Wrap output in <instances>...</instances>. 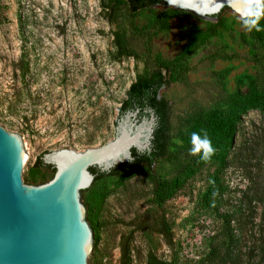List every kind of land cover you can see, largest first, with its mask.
<instances>
[{"label":"rangeland","instance_id":"obj_1","mask_svg":"<svg viewBox=\"0 0 264 264\" xmlns=\"http://www.w3.org/2000/svg\"><path fill=\"white\" fill-rule=\"evenodd\" d=\"M199 33L189 70L160 90L171 107L167 155L151 168L140 163L132 174L95 178L84 194L100 239L92 264H264V109L241 114L224 164L190 156L184 142L187 114H229L251 84L264 89V45L231 11L213 24L164 3L133 13L125 1L0 0V124L26 142L33 184L55 173L53 165L36 167L44 153L114 139L131 83L154 70L157 57H178ZM217 175L220 194L207 204ZM153 178H179L182 186L158 205Z\"/></svg>","mask_w":264,"mask_h":264},{"label":"water","instance_id":"obj_2","mask_svg":"<svg viewBox=\"0 0 264 264\" xmlns=\"http://www.w3.org/2000/svg\"><path fill=\"white\" fill-rule=\"evenodd\" d=\"M169 5L168 0H163ZM211 15L171 6L178 13L216 24L228 11L241 16L234 0H220ZM262 0H255L252 11ZM120 113L114 139L84 151L62 148L46 152L54 160L53 177L31 183V155L19 134L0 124V264H92L99 243L88 221L84 194L97 185L91 168L108 169L151 152L158 123L151 107ZM47 165V164H46ZM113 173H108L109 177Z\"/></svg>","mask_w":264,"mask_h":264},{"label":"trees","instance_id":"obj_3","mask_svg":"<svg viewBox=\"0 0 264 264\" xmlns=\"http://www.w3.org/2000/svg\"><path fill=\"white\" fill-rule=\"evenodd\" d=\"M123 1L127 3L128 8L133 13L141 9H151L157 4L164 3L163 0H114L117 4H120ZM161 25L162 28H167L169 25L168 19L165 18L161 22ZM262 25L263 29L259 28V30H256V36L264 45V21L262 22ZM203 38L204 35L202 33L191 38L184 46L181 54L172 60L157 57L158 66L150 73L138 76L136 80L131 83L127 90L126 97L121 101L120 112L122 113L128 109L140 108V114L144 115L145 108L151 107L155 110L158 117V123L154 132L152 150L151 152L145 153H137L134 151V161L119 164L110 172H101L97 168H91V171L96 173L95 178H99L107 173H118L120 171L132 174L134 167L140 163L151 168L158 159L164 158L167 155L168 145L171 139V107L170 102L160 95V90L164 86H168L173 81L179 79L183 73L189 70L187 60ZM119 46L124 48L121 42H119ZM233 103L236 105V108L229 114H226L223 111L194 112L187 114L186 119L189 123V128L184 133V142L187 147H191L190 137L192 132L206 130L212 141L213 147L215 148L214 155L207 161L202 160L203 162L219 161L221 164L226 162L229 151L234 144L237 125L241 118V114L254 108L264 109V89H261L256 84H251L247 98L243 99L240 96H236L233 99ZM38 166H47L43 163L41 156L36 162V167ZM32 179H34V176H32ZM153 183L154 201L158 205L164 204L182 186V181L179 178H176L171 182L153 178ZM220 190V176L217 175L204 196L205 202L211 204L220 194ZM96 202L97 198L90 196L89 203L91 212L96 208ZM91 217H93L92 219H95L93 214ZM97 227L98 224L95 219L93 222V229L96 230ZM214 250L215 255H218L220 246H215ZM258 251L259 254H261V259H264V244L258 248ZM124 255L126 257V252H124ZM148 264L173 263L162 260H153L151 258L149 259Z\"/></svg>","mask_w":264,"mask_h":264},{"label":"clouds","instance_id":"obj_4","mask_svg":"<svg viewBox=\"0 0 264 264\" xmlns=\"http://www.w3.org/2000/svg\"><path fill=\"white\" fill-rule=\"evenodd\" d=\"M255 0H234L236 10L240 11L242 17V23L251 31L253 28L259 30L258 22L264 10L257 9L253 15L254 18H246L245 13L252 11V5ZM170 6H179L185 10L195 11L199 15H211L214 13L206 12L204 9L212 8L219 12L218 5L221 4L220 0H168ZM202 133V135H201ZM191 147L188 150L190 156H198L201 160H209L215 153L212 141L206 130L201 132H192L190 137ZM44 164H54L55 161L45 156L43 160ZM101 171H108V169H101Z\"/></svg>","mask_w":264,"mask_h":264}]
</instances>
